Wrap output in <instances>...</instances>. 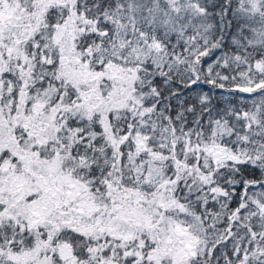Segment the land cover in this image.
Listing matches in <instances>:
<instances>
[{
    "label": "snow or ice",
    "instance_id": "obj_1",
    "mask_svg": "<svg viewBox=\"0 0 264 264\" xmlns=\"http://www.w3.org/2000/svg\"><path fill=\"white\" fill-rule=\"evenodd\" d=\"M0 264H264V0H0Z\"/></svg>",
    "mask_w": 264,
    "mask_h": 264
}]
</instances>
